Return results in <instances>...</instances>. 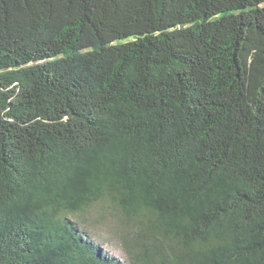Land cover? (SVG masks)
Instances as JSON below:
<instances>
[{
  "label": "trees",
  "instance_id": "obj_1",
  "mask_svg": "<svg viewBox=\"0 0 264 264\" xmlns=\"http://www.w3.org/2000/svg\"><path fill=\"white\" fill-rule=\"evenodd\" d=\"M264 264V0H0V264Z\"/></svg>",
  "mask_w": 264,
  "mask_h": 264
},
{
  "label": "rangeland",
  "instance_id": "obj_2",
  "mask_svg": "<svg viewBox=\"0 0 264 264\" xmlns=\"http://www.w3.org/2000/svg\"><path fill=\"white\" fill-rule=\"evenodd\" d=\"M101 209L95 207L91 209L83 220L80 222V228L100 245L104 252L115 257L120 262L128 264L127 255L122 247L119 232L129 230V224L118 215L107 216V221H99L101 219Z\"/></svg>",
  "mask_w": 264,
  "mask_h": 264
}]
</instances>
